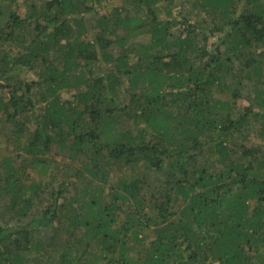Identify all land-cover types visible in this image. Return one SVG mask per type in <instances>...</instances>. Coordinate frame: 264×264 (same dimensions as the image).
Instances as JSON below:
<instances>
[{"label":"trees","instance_id":"1","mask_svg":"<svg viewBox=\"0 0 264 264\" xmlns=\"http://www.w3.org/2000/svg\"><path fill=\"white\" fill-rule=\"evenodd\" d=\"M125 1L0 0V264H264V0Z\"/></svg>","mask_w":264,"mask_h":264},{"label":"rangeland","instance_id":"2","mask_svg":"<svg viewBox=\"0 0 264 264\" xmlns=\"http://www.w3.org/2000/svg\"><path fill=\"white\" fill-rule=\"evenodd\" d=\"M101 6L98 8L100 13L111 12L116 7H124L129 6V4L125 0H100ZM131 7V5H130ZM28 77L34 78L35 76L31 73ZM16 149H13L12 145L9 146L5 143L0 144V158L8 153H14Z\"/></svg>","mask_w":264,"mask_h":264}]
</instances>
